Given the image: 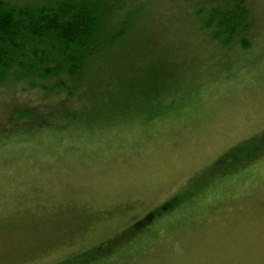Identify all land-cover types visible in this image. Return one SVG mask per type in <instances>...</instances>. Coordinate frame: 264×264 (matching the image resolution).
Returning a JSON list of instances; mask_svg holds the SVG:
<instances>
[{"label": "rangeland", "instance_id": "374dc122", "mask_svg": "<svg viewBox=\"0 0 264 264\" xmlns=\"http://www.w3.org/2000/svg\"><path fill=\"white\" fill-rule=\"evenodd\" d=\"M160 1L137 39H188L149 49L176 84L108 126L0 125V264H264V147L238 151L264 140V20L229 55ZM22 103L0 90L1 119Z\"/></svg>", "mask_w": 264, "mask_h": 264}, {"label": "trees", "instance_id": "16d2710c", "mask_svg": "<svg viewBox=\"0 0 264 264\" xmlns=\"http://www.w3.org/2000/svg\"><path fill=\"white\" fill-rule=\"evenodd\" d=\"M174 3L188 12L203 43L219 51L239 56L257 43L264 0L166 2ZM160 5V0H0V90L23 102L6 118L0 116L1 129L46 133L108 126L118 106L153 100L166 84H176L180 74L150 67L155 56L149 49L159 53L171 43L166 50L178 55L188 39L177 31V39L173 32L163 40L137 39L151 28L152 6ZM249 143L254 150L264 147V140H251L238 151ZM230 152L216 163L236 156Z\"/></svg>", "mask_w": 264, "mask_h": 264}]
</instances>
